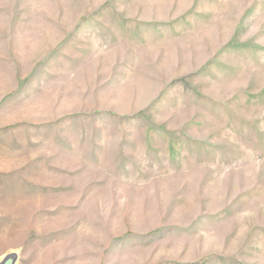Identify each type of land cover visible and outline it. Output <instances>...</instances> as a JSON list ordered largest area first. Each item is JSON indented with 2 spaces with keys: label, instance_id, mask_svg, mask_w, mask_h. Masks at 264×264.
Returning <instances> with one entry per match:
<instances>
[{
  "label": "rangeland",
  "instance_id": "374dc122",
  "mask_svg": "<svg viewBox=\"0 0 264 264\" xmlns=\"http://www.w3.org/2000/svg\"><path fill=\"white\" fill-rule=\"evenodd\" d=\"M264 264V0H0V262Z\"/></svg>",
  "mask_w": 264,
  "mask_h": 264
},
{
  "label": "water",
  "instance_id": "95a60500",
  "mask_svg": "<svg viewBox=\"0 0 264 264\" xmlns=\"http://www.w3.org/2000/svg\"><path fill=\"white\" fill-rule=\"evenodd\" d=\"M16 260V254L15 253H8L5 255L0 262V264H14Z\"/></svg>",
  "mask_w": 264,
  "mask_h": 264
}]
</instances>
